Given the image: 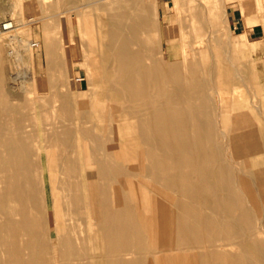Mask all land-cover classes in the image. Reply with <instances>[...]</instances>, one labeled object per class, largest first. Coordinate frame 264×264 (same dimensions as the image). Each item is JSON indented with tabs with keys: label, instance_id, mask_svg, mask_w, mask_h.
<instances>
[{
	"label": "rangeland",
	"instance_id": "1",
	"mask_svg": "<svg viewBox=\"0 0 264 264\" xmlns=\"http://www.w3.org/2000/svg\"><path fill=\"white\" fill-rule=\"evenodd\" d=\"M110 1L0 0V139L9 134L14 122H19L24 139V161L18 155L11 159L9 167L0 166L2 257L13 264H30L27 249L34 230L38 229L31 216L42 227L47 224L40 206L31 211L26 205L31 195L29 186L37 188L40 184L43 159L55 168L63 166L66 173H73L82 182L89 210L99 213L104 203L115 227L108 231L110 223L98 215L85 237L78 231L74 233L68 226L70 215L66 208L72 205V194H61L58 220L61 235L64 243L69 235L74 248L73 254L63 259L68 264H114L117 260L125 264L254 263L257 261L254 251L264 257V232L259 229V224H264V37L253 43L246 41L238 34L239 30L230 29L228 10L235 8L246 23L264 26V0H207L214 9L215 21L206 15L201 16V23L188 20L183 29L186 34L182 36L173 0H155L156 44L162 49L169 41L177 51L175 64L170 65L176 77L192 93L199 92L198 85L203 81L204 93H212L216 88L229 104L216 122L215 115L209 117V124L211 137L219 147L220 163L228 164L226 175L220 174L228 179L238 202L229 206L218 191L217 209L193 201L198 194L209 191L194 178L190 166L180 170L163 151L153 149L142 139L139 127L132 128L134 119L127 114L131 105L136 104L133 96L120 90L117 83L124 73L132 75L131 68L110 58L107 52L115 51L106 36L108 14L114 15L119 10L110 6ZM8 21L12 27L1 29V24ZM127 22L135 26L136 37L146 36L145 29L135 24L134 19ZM29 42L38 45L31 47ZM51 46L58 56L50 63L46 50ZM139 50L135 43L130 44V51ZM181 51L195 53H189L183 61ZM15 76H19L17 84L12 86L11 78ZM147 82V78L142 79L139 88L145 91ZM18 85H25L27 90H17ZM212 107L215 110L214 102ZM187 135L204 150L194 121ZM84 136L92 139L90 147L84 145ZM104 147H108L107 153ZM225 148L234 166L230 165ZM118 153L124 154L122 162ZM103 157L108 159V170L96 162ZM177 171L187 176L178 179ZM56 174V180L63 181L67 188L65 185L71 179L64 173ZM87 181L92 183L91 187ZM181 184L183 188L178 195L176 191ZM173 210L176 218L171 227L157 220L165 211L169 215ZM212 212L219 217L237 218L246 229V238L228 237ZM49 217L52 228L55 216ZM20 218L23 231L14 223ZM25 219L29 221L25 223ZM138 226L144 240L134 245ZM165 243L173 252L162 251ZM239 243L252 250L249 253L252 260L244 257ZM9 248L13 254H9ZM54 255L50 264H60L62 257L55 249Z\"/></svg>",
	"mask_w": 264,
	"mask_h": 264
},
{
	"label": "bare ground",
	"instance_id": "2",
	"mask_svg": "<svg viewBox=\"0 0 264 264\" xmlns=\"http://www.w3.org/2000/svg\"><path fill=\"white\" fill-rule=\"evenodd\" d=\"M194 1L195 3L193 4L190 3L191 0H173L172 7L179 23L181 36L186 34L183 29L185 26L184 24L188 22V20H191L192 22L197 20L200 22L202 20L201 16L206 15L215 21L214 9L211 6L209 7L207 0ZM109 5L112 7H117L119 10L114 15L108 14L107 21L109 27L106 30V36L109 41V45L111 48L115 49V51L112 50L107 52L110 58H114L123 66H130L131 68L132 75H127L124 73L122 78L118 80L117 83L120 87V90L122 88L133 96V101L136 104L131 105V112L127 114L128 118L134 119V121L131 122L132 128L135 129L139 127L141 130L142 139L149 143L153 149L163 151L164 154L167 155L168 159L176 164L177 168L182 170L181 168L188 165L193 169L194 178L205 187V190L207 189V191H209L205 195L198 194L197 200H193L195 204L198 203L200 206V202H203L211 208L217 209L219 200L218 191H220L222 192L221 198H223L229 206H236L238 202L236 194L231 188L228 179L222 178L220 174L221 172H224V174L227 173L226 171L228 169V164L220 163L219 147L211 137V126L209 124V117H214L215 115L216 122L217 118L219 119L221 116V111H223L229 104H227L226 100L222 99L220 91H218L216 88L212 90V93H204L203 90L205 83L203 81H201L202 83H199L198 85L199 92L192 93L191 90H189V87L184 84L185 82L181 83V81L176 77V72L172 70L171 66L175 64L177 51H174V48H171L169 41L166 42V48L162 49H159L156 44L157 40L155 34L156 28L154 16L158 13V8L155 0H111ZM128 19H134L136 22L135 24L139 25L141 28H144L147 33L146 36L143 38L136 37L133 34L135 31V26H131V24L127 22ZM29 43L30 46L33 47L31 42ZM132 43H135L140 48V50L130 51V44ZM197 43L198 42L196 41L195 45ZM27 48L29 47L27 46ZM191 48L193 49L194 46ZM54 49V46H51L46 50L48 61H50V63L53 60H56L58 56L57 51H54ZM181 53V55H183V61H185L187 55L189 53H195V51H181ZM18 77L19 76H15L11 78L12 86ZM144 78H147L148 80L145 91L139 88L141 80ZM197 79L200 80L199 78ZM0 87H2L1 84ZM17 90L25 91L27 88L25 85H18ZM143 97L146 98V101H144ZM43 99L44 98H42V100ZM213 102L216 107L215 110L212 107ZM36 120H38L37 116ZM192 121H194L196 128L198 129L200 134L198 140L200 143L202 142L201 144H203L204 150L200 149L195 139L187 135V132L192 129ZM71 126L72 124H70V127ZM19 130V122H14L9 134L0 139V166L9 167L10 161L14 158V156L16 157L19 155L21 159L24 158L22 156L24 139ZM223 136L226 141V136L224 134ZM91 140L92 139H90V137L84 136V145H89L90 147V144L92 143ZM104 149L106 153L109 151L108 147H104ZM225 153L229 157L230 165L234 166V161L232 160L227 148H225ZM123 155V153H118V160L121 162L124 159ZM187 160L188 163H186ZM143 161L145 162V160ZM199 161H201L202 164H200ZM96 162L98 165L108 170L109 164L106 157L99 158ZM56 167L58 168L53 167V165L48 164L42 159L39 173L40 184L37 186V188L33 185L29 186L31 195L28 197L26 205L31 211H33L37 206H40L46 216L47 223L45 227H42L41 222L38 220L36 223L35 218L31 216V221H35V226L38 229L36 228L37 230H34L32 228V230L35 232L32 236V242L27 249L29 250L30 264H50L51 262H54V256H56L54 255V249L59 253L60 257H62L60 264H68V262L64 261L63 259L66 256L69 257L73 254L74 248L72 242L70 241V236L66 235V239L68 241L64 243L61 235V225L58 221L59 213L61 212L60 210H62V204L60 200L61 194L65 195L66 192H69V195L72 194V205H67L66 208H68L67 213L70 215L68 226L74 231V233L75 231H78L79 234L85 237L90 232V228L92 227L94 220L97 219L98 215L103 221H108L110 223V226L107 228L108 231H110V228L112 231L115 230V227L113 228L112 225L113 222L109 220L108 211L104 206V203L101 206L99 213H97L95 210L94 212H91L92 210H89L90 205L87 203L88 201L85 202L84 199V187L82 182L76 179L73 173L70 175V171L66 173L62 168L63 166L60 167L57 165ZM60 172L66 174L68 178L71 179V181L68 182V185H65L67 188H65L62 184L63 181L61 183V181L56 180V173ZM175 176L176 178L181 179L187 175L177 171ZM24 177L27 179V175H24ZM62 180H65V177H63ZM167 180L169 193H171V180L169 176L167 177ZM27 183L28 181L26 180V184ZM88 184L90 183L88 182ZM91 185L92 183L89 185V187H91ZM180 188H183L182 184L179 185L176 191L178 195L180 194ZM90 194L92 195L91 192ZM246 199L251 201L248 195H246ZM175 210H173L172 213H169V215L166 214L168 212L165 211L164 214L159 217V219L157 218V220H161L165 224H169L171 227V225L174 224L176 218ZM214 212L216 213V211ZM214 212H212L213 219L217 221L220 228L226 230L228 237L236 238L237 240H239V238H246V229L245 227L243 228L237 218L230 216H215L216 214ZM50 215L55 216V221L52 223V228L50 226ZM152 215L154 217V214ZM154 219L156 220V216ZM27 220L28 219H25V223ZM22 221L23 220H21V218L15 222L11 220L10 224L12 225L13 222H17L18 224L15 225V227H18L19 231H23ZM259 229L264 232V224L260 223ZM143 240V233L138 226L132 242L134 245H136V242L141 244ZM239 244L241 247L240 251L244 257H246V259L249 261L252 260L249 254L252 250L247 249L245 243ZM166 245L167 243L162 244V251L165 254L172 251V248ZM1 248L0 236V264H13L12 261H7L5 257H2ZM254 253L256 254L257 261H253L254 263L252 264H264V257L257 253V251H254ZM9 254H13L12 248H9ZM24 259H26V257ZM114 264L125 263L124 261L117 260L114 262Z\"/></svg>",
	"mask_w": 264,
	"mask_h": 264
},
{
	"label": "crops",
	"instance_id": "3",
	"mask_svg": "<svg viewBox=\"0 0 264 264\" xmlns=\"http://www.w3.org/2000/svg\"><path fill=\"white\" fill-rule=\"evenodd\" d=\"M228 20L230 29L239 30L238 34L250 43L257 42L264 37V26L260 23H246L242 15L236 13L235 8L228 10Z\"/></svg>",
	"mask_w": 264,
	"mask_h": 264
},
{
	"label": "built area",
	"instance_id": "4",
	"mask_svg": "<svg viewBox=\"0 0 264 264\" xmlns=\"http://www.w3.org/2000/svg\"><path fill=\"white\" fill-rule=\"evenodd\" d=\"M11 27H12V22L11 21L3 22L1 24V29H3V30L9 29ZM31 44H32L33 47H35V46H37L38 43L37 42H31Z\"/></svg>",
	"mask_w": 264,
	"mask_h": 264
}]
</instances>
